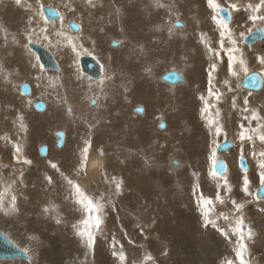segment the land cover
<instances>
[{
	"label": "rangeland",
	"instance_id": "1",
	"mask_svg": "<svg viewBox=\"0 0 264 264\" xmlns=\"http://www.w3.org/2000/svg\"><path fill=\"white\" fill-rule=\"evenodd\" d=\"M16 1H22V5L14 9L11 7L13 5L9 0H0V61L2 58V63L0 62L2 68H0L4 72H0V85L3 83L7 87L6 89L5 85H3L4 91L1 93V97L4 101L0 97V123H8V127L4 126V124H1L2 127L0 126V142L3 140L9 143L8 150L4 152L5 154L8 153V157L11 158L15 155L16 150L21 149L20 153H22L21 156L24 160L20 158L16 161L8 160L7 156L4 157L0 153V171L4 172V174L10 173L9 175H11L14 173L18 176V180L16 179L14 185L12 184L13 186L10 187L11 189H6L2 186L4 177L2 179L0 176V186L3 187V190L0 191V211L6 216L5 220L14 221L17 224L13 225L14 223L8 224L7 222H0V231L5 233L9 239L21 249L28 251L29 248L30 252H26L30 254V257L32 256L31 252H33L32 257L36 258L38 256L35 264H57V262L58 264H74L75 262V264L78 262H80L78 264H92V256L89 255L92 251L97 255L93 264H100L102 260H104L103 263L106 261V264H121L119 260L120 254H123V264H144L146 261L147 264H164L165 262L167 264H196V262H198L197 264H204V261L205 264H221V261L228 256L229 259L233 260V264L238 262L240 264H264V198L263 200H258L255 197L256 189L264 182V132L261 133V136H258L256 144L250 145L246 142L245 151L240 150L242 137L239 136L240 115L243 116V127L252 125L248 129L242 130L248 140H253L255 136L253 132L255 124L264 121V34H260V32L259 34L255 33V35L248 40V43L254 46L245 45L243 39L247 33L256 32L255 29H263L264 31V0H190L188 2H185V0H103V2H101L102 0H98L97 5L99 6L97 8H100V10L96 8L98 11L97 14H95L97 11H90L91 9H87L88 11H86L84 2L87 0H47L48 2L46 0ZM108 2L110 9L109 7L107 9L105 5V3ZM165 3L174 6V10ZM43 6H49L55 9L59 13V20L46 21L41 12V7ZM219 9L228 10L230 13V19L228 21H223L221 19L218 14ZM107 10L108 12L110 10L112 13L111 24L106 17L107 14L105 11ZM74 12L80 13L83 19L74 16ZM156 15L158 19H148ZM113 16L117 17L116 20L118 24H116L117 21L113 22ZM77 18H80V20ZM57 20L59 22H57ZM121 20L124 22L122 27L119 25V23L122 25ZM157 20H159V23L162 22L164 26L161 35L154 33L158 31L155 26ZM176 21L182 24L179 27H175V30H178L180 34L178 32H175L176 34L171 33L170 23ZM70 22L77 24L80 30L78 32L72 31L68 27ZM185 22L190 28L188 27L186 32L183 33L179 31V29L183 27ZM83 24L87 27V31L85 30L87 33L85 34L89 36V41H87V35H85L80 37L82 40L80 39L79 43H75V39H70L69 37L81 36L84 32ZM92 24L97 27H94L96 28L95 35H91ZM159 38L161 40L157 43L156 41L159 40ZM92 40L97 42L96 44L91 43L93 46L88 44ZM111 41L119 42V45L111 47ZM132 41L136 43L135 46L132 44L133 47L130 46ZM200 41L202 43H200ZM68 42L75 43L74 49L72 48L73 50L70 48L72 45ZM148 42L155 44L148 47L146 44ZM29 43L40 45L48 50L58 65V71L43 70L35 53L28 48ZM141 45L142 48L144 46L147 48L142 51L139 48ZM191 45L192 47H189ZM193 45L196 46V49L193 48ZM119 46H121L119 50H114L119 48ZM200 47L202 48L200 49V54L203 56V59H210L207 65L196 58L198 56L197 48ZM16 49L20 50L21 57H17L12 61L14 58L13 53L16 52ZM171 49H174L176 52L172 53ZM111 51H114L113 54H110ZM94 52L96 55H94ZM158 52L163 53V55L160 54V56ZM188 52L191 54H188ZM98 53L102 55L106 63H109V67L111 65L109 70L111 69L113 72L119 67L118 58H120V61H128L129 65L132 67V71L134 69L132 74L130 71H126V76H128L126 79L123 76L120 78L117 71L114 73L111 72L113 73L112 77L116 78L118 81V83L113 86L111 100L109 96H106L107 94H98L99 97L101 96L100 99L94 95H85L86 92L88 93V88L91 89L94 87L93 82L99 80H93L81 73L79 58L82 56H91L95 58L102 64L103 75L101 78H103L106 73V70H104L106 63L104 60L100 59V56L97 55ZM130 54L132 57H128ZM63 55L67 60V66L70 68L69 70L67 67V75L65 77L70 78L69 76H71V78H73L75 72L78 76L77 78L80 80L78 85L80 89L77 87L79 92L77 91L76 94L74 91L71 92L72 95L65 94L64 92L67 91L66 86L62 89L61 85H57L56 83L55 87L52 86L53 82H57L54 75L60 71V63H62V61H60L59 58ZM158 55L163 57L164 61H168L169 63H167L170 64V66L164 68L163 66H160V68L155 67V65L159 66L161 63ZM201 55L200 57H202ZM150 57H157L151 60L153 63H150L152 64L148 63ZM230 57L231 59H229ZM188 62L191 63V67L188 66ZM238 62L245 66L240 78L236 75H230L227 81L231 82V90L220 91L218 93L220 96H222V93L224 96L233 94V100L229 99L217 105L219 96H216V98L215 96H211V91L207 85V82H209L208 80L212 76L213 69H218L220 72L224 70L222 73H225L228 69L232 70L237 68L239 65L237 64ZM18 63H23L25 66L32 64V68H29L30 71H28V74L31 79L34 77L35 81L40 74L38 77L40 79V85H38V83L35 84L34 80L30 79L31 81H24L28 79L16 76V70L11 69L9 66ZM212 63L218 65L212 67ZM138 64L139 67L143 66V69L145 67L144 70L148 69V66H150L152 76L148 75L145 79L140 80V77L143 78L145 75L141 74L142 67L139 69ZM254 66L257 67L254 68ZM165 69L168 71H174L176 69L177 71L183 72V82L176 85V87H178L182 84L178 87V90H166V87L161 85L166 83L159 80V82H161L160 84L153 78L154 76L161 77L165 72H168ZM185 70L188 71V73ZM249 72L258 73L262 77L263 85L261 89L251 91L241 87L242 75L246 76ZM68 73L70 74L68 75ZM130 76L131 78L133 77V79H131ZM216 76L221 77L219 75ZM80 77L83 78V80ZM226 77L227 76H225V78ZM9 78L12 79L9 80ZM104 79L105 82L108 81V77ZM193 82L196 83V86L193 85ZM20 84H28L31 92L33 90L32 96L31 92L28 96H24L20 92ZM64 84L68 85L66 81ZM46 85L49 88H47ZM146 85H151L152 87H150L149 93L157 96V98L152 97V106L148 104V100L145 97H141L142 101L140 103L133 104V101H131L134 97L133 93L142 94L143 87H146ZM191 85L194 88L195 98L186 106L180 102V97L186 92L187 87ZM36 87H38L39 90ZM83 88H87V90ZM35 91H37L36 94L34 93ZM216 92L217 90L215 89V93ZM229 92H231V94H229ZM2 94H4L5 98ZM64 94L67 97L64 96ZM158 96H160L163 102L160 101L161 103H159ZM39 97H43L44 99ZM255 98L258 103L255 102ZM88 99L89 101L94 99L97 100H94L95 104L90 106ZM6 100L7 102L9 100V103H7ZM99 100H101V103L98 107ZM16 101L19 104H17ZM38 101L43 102L45 104V109L47 110L48 108V111H45V109L43 111H37L33 104ZM52 101L55 107H52ZM14 103L18 105L17 108L15 106L13 107L12 104ZM146 103L149 107L151 106V110L146 106ZM256 103L260 106L259 110L257 109ZM74 104L76 106L81 105L80 107L83 114L80 115V110L78 113H75L74 116H70L74 109L69 113L66 107L70 105L74 106ZM216 105L217 108L215 110ZM249 106H253L255 110L250 109ZM116 107L119 110H117ZM142 107L144 108L142 109ZM136 108H141L142 114L137 113ZM200 110L204 113L200 112ZM8 111L10 112L8 113ZM107 111L110 112V115H108L109 112ZM117 111L119 114L116 113ZM170 116L174 119L172 124L170 122ZM203 117L207 120L215 119L216 123L207 122L208 126L205 121L203 123L200 121ZM8 118L11 120H8ZM121 120L124 121L121 122ZM137 121H142V123L139 124ZM161 121H164L165 124V128L162 130L158 129L156 125ZM115 122L117 124H115ZM43 123L44 126L40 128ZM109 124L111 125L109 126ZM115 126L117 128H114ZM121 126L123 129H121ZM112 128H114V130ZM129 128L131 130H129ZM111 129L112 133L110 135ZM36 130H40L43 135L42 133V136L35 135L38 132ZM57 131L64 133V142L59 148L56 147L57 137L55 133ZM32 132H36L34 136H32ZM103 132L105 133L104 135L102 134ZM44 135L45 137H43ZM101 136L106 137L102 138ZM260 137L263 138L262 141ZM53 139L56 140L54 141ZM226 140L232 141L233 146L226 152H222L219 155L216 154L215 150L217 145ZM122 144L125 145V149H128L129 153L131 150L132 154L128 155L121 151L118 147L122 146H114ZM42 145L46 147L49 146L47 148L46 157L44 156L47 161H42L43 163L40 161L43 157L38 153V149ZM254 149L256 152H254ZM91 153L102 159V162L98 170L91 171L89 179H92L89 180V173H86V163ZM142 153L145 154L144 158L140 157ZM25 155L27 158H25ZM66 156L71 157L72 160L74 159V162L80 165V167H76L74 171H72V176L67 173L65 174V177H70H66L69 181L66 184H70L71 187L75 186L76 190L78 189L82 193L85 192L84 194L91 192V190L96 192L86 195L88 196L90 204L88 206H83L79 210L72 205L66 204L68 203L66 195L69 196L64 192V190L68 191L66 186L62 188V191L55 190L58 180L62 178L61 174L58 175V178L55 172H63V170L59 171L62 169L59 162L62 163V160H64ZM250 156L254 159V164L260 168L252 167ZM103 157L105 158L103 159ZM218 158L222 159L227 166L224 175H218L213 170L215 160ZM241 158H245L246 160V170H242L239 166ZM132 159L137 161L135 167H132L133 165L130 164ZM171 159H178L181 162L179 168L177 167L178 171L173 169L175 166L170 162ZM148 161L153 164V167L150 165L149 168L147 164ZM159 161L166 163H158ZM168 161L169 164L167 163ZM25 163L26 167L30 165L32 171H34L30 173L29 179L26 176L23 177L19 175ZM41 166L42 169L44 167L43 171H41L42 180L35 174L36 169L41 170ZM164 166L166 167L165 170H163ZM50 171L54 172V174ZM31 174H33V176ZM131 178L139 179L140 186H138L139 183L135 184L130 181ZM84 179L89 181L86 182L87 187L85 188L81 187L82 185L80 183ZM43 180H46V185L49 188L47 191H40L43 192L42 197H44L41 199L43 203L35 202L33 205L37 206L38 213H46L44 219L36 220H47V213H50V215L52 214L53 220L48 222L47 226L42 225L51 236L52 234L54 235L50 240L45 238L44 234L35 231L38 226L34 224L35 222L29 224L26 222V220H30L28 216L31 214L25 217L21 216L20 211L16 213L12 209L11 203V199L12 201L19 202L20 198L18 199V197L23 198L24 195L29 199L31 198L28 200V205H30L31 202L29 201L34 199L30 193H22L24 189L23 185L26 184V190L31 191L32 187H29V183H45ZM42 183H40L39 189L42 188ZM117 184H119L120 189H122V191H119V194L117 193ZM190 185L191 188H189ZM33 187L36 186L33 185ZM1 189L0 187V190ZM71 189L73 190V187ZM45 191L46 194H44ZM57 195H59V197ZM55 197H57L56 203L53 202V200L55 201ZM61 197L65 198L61 199ZM203 198L208 202L207 209L209 219H214L216 226L212 223L206 226L202 224V217L199 214L202 212V207L205 203ZM212 198H214V202L211 201ZM94 199H96L97 204L93 203ZM58 201L60 204L57 203ZM74 201L78 200L75 199ZM98 204L104 205L103 209L99 212L95 210ZM187 204L189 205L188 207ZM14 205L15 203L13 202V207ZM94 205L95 208L93 207ZM19 206V208L22 207L21 202ZM71 209L72 213L69 215L68 213ZM89 210H91V212ZM175 211L178 212V214H176ZM188 211L190 213H188ZM165 212H167V214ZM183 212H187L186 216L191 220L188 221L186 216L185 220H182ZM86 215L90 216L87 217ZM178 215L181 220L178 218ZM97 216L103 221L98 229L95 225ZM3 219L0 218V220ZM57 219H59V223H57ZM85 219L88 220L87 228L92 233L95 242L92 244L91 251L86 250L88 249L87 239L77 237L73 232V224ZM124 220H127V222L131 221L127 223ZM166 221L168 223L167 226ZM182 221L184 222L182 223ZM170 223L172 225H169ZM60 226H62V228H60ZM199 226L201 230L203 227H205V229L203 228L201 231L199 230ZM105 228L107 229L104 230ZM219 228L220 230H218ZM63 229H66V234L63 233ZM237 229L239 230L237 231ZM249 229L252 233L251 237L248 235ZM171 234L175 235L172 237ZM210 234L211 236L215 235L211 237ZM117 237L118 240L116 241L115 238ZM155 237L158 238L157 243L162 246L160 249H165L164 252L161 250V254L152 256L144 255L143 252L139 254V250L137 249H139L140 246H136V244H140L141 247L149 244L152 246ZM177 238L180 240H188L185 241V243L182 242L183 244L175 249L176 255L174 253V256H169V245L171 246L175 243L176 240H178ZM190 238L193 242H191ZM212 238L214 239L212 240ZM72 241L74 243H72ZM147 242L150 243L147 244ZM190 243L193 245L191 246ZM184 244L189 245L188 247L190 248L185 250L186 254H184L182 250L186 248ZM239 244H243L244 248L242 250V256L238 260L233 248ZM155 245L150 247L151 253L153 252L151 248H157ZM127 247H132L134 254L130 253V255H127V253H125ZM180 247H183L181 249L182 251L178 250ZM199 247L201 249H199ZM34 248L38 249L36 250L38 254H36V251H32ZM191 249L192 251H190ZM193 250L196 254L192 253ZM113 252L117 253V255L114 256ZM99 254H102V259ZM83 255L85 257H83ZM191 256H194L193 260ZM53 258L55 261H53ZM199 258L201 259L199 260ZM27 261L28 260L20 259L0 260V264H29Z\"/></svg>",
	"mask_w": 264,
	"mask_h": 264
},
{
	"label": "bare ground",
	"instance_id": "2",
	"mask_svg": "<svg viewBox=\"0 0 264 264\" xmlns=\"http://www.w3.org/2000/svg\"><path fill=\"white\" fill-rule=\"evenodd\" d=\"M47 1V0H46ZM160 1H162V0H160ZM188 1H190V0H185V2H188ZM9 2L10 3H12V5L13 6H11L12 8H17L18 6H20V5H22V1H16V0H9ZM48 2V1H47ZM52 2V1H51ZM55 2V1H54ZM53 2V3H54ZM101 2H103V0L101 1ZM156 2V1H155ZM5 3V2H4ZM154 3V2H153ZM164 3V2H163ZM84 4H85V9H86V11H88L87 9H91L90 11H97L96 10V8L99 6V5H97L98 4V0H87L86 2H84ZM165 4H167V5H169L168 3H165ZM193 4V3H192ZM105 5H106V7H107V9H108V7L110 6L109 5V2L108 3H105ZM169 6H171V5H169ZM176 6V5H175ZM95 7V8H94ZM191 7V6H190ZM42 8V7H41ZM94 8V9H93ZM170 8V7H169ZM173 8V9H172ZM176 8V7H175ZM14 9H10V10H14ZM97 9H99L100 10V8H97ZM109 9H110V7H109ZM171 9L172 10H174V6H171ZM177 9V8H176ZM190 9V8H189ZM171 10V11H172ZM7 11H9V10H7ZM59 11V10H58ZM177 12H179L178 10H176ZM13 12V11H12ZM185 12V11H184ZM98 13V11L95 13V14H97ZM105 13L107 14V20L110 22V24H111V22H112V18H111V16H112V13L110 12V10H109V12H108V10L107 11H105ZM104 13V14H105ZM124 13V12H123ZM4 14V13H3ZM102 14V13H101ZM178 14V13H177ZM103 15V14H102ZM110 15V16H109ZM124 15V14H123ZM184 15H185V13H184ZM9 16V15H8ZM63 16V15H62ZM74 16H78V17H80L81 19H83V16L81 17V14L80 13H78V12H74ZM125 16V15H124ZM101 17H103V16H101ZM105 17V18H106ZM114 17V19H113V22H116L117 20H116V16H113ZM183 17V16H182ZM80 18H77V19H79L80 20ZM123 18V17H122ZM187 18V17H186ZM63 19V18H62ZM120 19H121V17H120ZM120 19H118V20H120ZM148 19H152V17L150 18H148ZM59 20V19H58ZM57 20V22H59ZM83 21V20H82ZM150 21V20H149ZM62 22V21H61ZM79 22V21H78ZM121 22H122V25H121V23H119V25H120V27H122L123 26V21L121 20ZM177 22V21H176ZM182 22H184V21H182ZM56 24H58V23H56ZM116 24H118V21H117V23ZM152 24V23H151ZM159 24V23H158ZM156 24L155 26H156V28H157V32H154V33H156V34H159V35H161V33H160V31L163 29V27L159 24ZM175 22H171L170 23V28H171V33H173L174 32V34H176L175 32H178V30H175ZM59 25V24H58ZM82 25V24H81ZM84 25V24H83ZM119 25H118V27H119ZM86 25H84V27H85ZM117 26V25H116ZM134 26V25H133ZM94 27H96V26H94V24H92V27H91V29H93V30H96V28H94ZM119 27V28H120ZM134 27H136V26H134ZM188 24L185 22L184 24H183V27L181 28V29H179V31H181V32H186V30L188 29ZM82 28H83V26H82ZM190 28V27H189ZM122 29V28H121ZM192 29V28H191ZM196 29V28H195ZM194 30V29H193ZM256 30V32H252V33H247L244 37L245 38H243L244 39V44L245 45H253V44H249L248 43V40L250 39V38H252L254 35H255V33H258L259 34V32H260V34H264V31H263V29H255ZM254 30V31H255ZM253 31V30H252ZM179 33V32H178ZM84 34V32L81 34V35H83ZM180 34V33H179ZM187 34H189V33H187ZM75 37H77V38H72V37H69L70 39H75V43H79L80 41V37H82V36H75ZM206 37V36H205ZM158 38V37H157ZM161 38V37H160ZM159 38V39H160ZM189 38V37H188ZM164 39V38H163ZM185 39H187V38H185ZM206 39V38H205ZM82 40V39H81ZM116 40V39H115ZM136 40V39H135ZM188 40H190V39H188ZM187 40V41H188ZM192 40V39H191ZM203 40H204V38H203ZM187 41H184V42H187ZM210 42V41H209ZM208 42V43H209ZM70 45H72V46H70V48H71V50H73L74 49V47H75V43H74V45H73V43L72 42H68ZM144 43V42H143ZM188 43V42H187ZM200 43H202L201 41H200ZM205 43V42H204ZM211 43V42H210ZM255 43H257V42H255ZM254 43V44H255ZM13 44V43H12ZM89 45H91V46H93L90 42L88 43ZM132 44H133V46H135L136 45V43L135 42H131V45L130 46H132ZM145 44V43H144ZM147 44V46L149 47V46H152V45H154L155 43H152V42H148V43H146ZM186 44V43H185ZM190 44V43H189ZM192 44V43H191ZM195 44V43H194ZM199 44V43H198ZM212 44V43H211ZM13 45H16V44H13ZM67 45V44H66ZM118 45H119V42H118ZM140 45V44H139ZM196 45V44H195ZM69 46V45H68ZM132 46V47H133ZM188 46V45H187ZM194 46V45H193ZM203 46V45H202ZM254 46V45H253ZM120 47L121 46H119V48H116V49H114V50H119L120 49ZM189 47H192V45L191 46H189ZM196 46H194L193 48L194 49H196L195 48ZM212 47V46H211ZM73 48V49H72ZM139 48H140V50H142L143 51V49H146L147 47L146 46H144L143 48H142V45L141 46H139ZM205 48V47H204ZM65 49V48H64ZM67 49V48H66ZM86 49V48H85ZM200 49H202L201 47L200 48H197V50H198V56L196 57L197 58V60H200L203 64H205V65H207V63H208V60H210V59H207V60H204L203 59V56L200 54ZM88 50V49H87ZM139 50V51H140ZM205 50V49H204ZM86 51V50H85ZM227 51V50H226ZM72 52V51H71ZM88 52V51H87ZM107 52V51H106ZM113 52L114 51H111V53L110 54H113ZM141 52V51H140ZM230 53V52H229ZM2 54V53H1ZM14 54V58H13V60L12 61H14V59H16L17 57H21L20 56V50H17L16 49V52H14L13 53ZM188 54H191V53H189L188 52ZM226 54V53H225ZM88 55V54H87ZM91 55V54H90ZM94 55H96V53L94 52ZM94 55H92V56H94ZM98 56H101L99 53L97 54ZM200 55L202 56V57H200ZM206 55V54H205ZM228 55H230V54H228ZM207 56V55H206ZM205 56V57H206ZM211 56V55H210ZM2 57H3V54H2ZM128 57H132V55L130 54V56H128ZM204 57V58H205ZM218 57V56H217ZM12 58V57H11ZM98 58V57H97ZM200 58V59H199ZM207 58V57H206ZM119 59V61H118V64H119V67H117L115 70L117 71V74L119 73V76H120V78L123 76L125 79H126V71H130L131 72V74H132V72L134 71V69H133V71H132V67L129 65V63H128V61L127 62H125V61H120V58H118ZM213 59V58H212ZM229 59H231V57L229 58ZM9 60V59H8ZM59 60L60 61H62V63H60L61 64V68H60V71L57 73V74H55L54 75V78L55 79H57V82H53V84H52V86L53 87H55V83L57 84V85H61V89L64 87V86H66L67 87V91L66 92H64L65 94L67 93V94H69V95H72V91H74V93L76 94L77 93V91L79 90L78 88H77V86L76 85H79V83H80V80L77 78L78 76L76 75V73L74 72V74H73V78H71V76H69L70 78H66L65 76L67 75V60H66V58L64 57V55L62 56V57H60L59 58ZM127 60H128V58H127ZM160 60H161V65L159 64V66L158 65H155V67H157V68H160V66H163V68L164 67H167V66H170L168 63V61H164L162 58H160ZM221 60V59H220ZM1 61H2V58H1ZM0 61V62H1ZM11 61V60H10ZM73 62V61H72ZM150 62H152L151 60L148 62V63H150ZM168 62V63H167ZM230 62V61H229ZM2 63V62H1ZM5 63V62H4ZM140 63V62H139ZM153 63V62H152ZM152 63H150V64H152ZM156 63V62H155ZM154 63V64H155ZM235 63V62H234ZM166 64H168V65H166ZM237 64H239L238 66H237V68H235V69H232V70H227V71H225V73H222V72H220L218 69H213V72H212V76H211V78L208 80L209 82H207V85H208V87H209V89H210V91H211V96H215V98H216V96H219V99H217V105H220V103L221 102H226L227 100H229V99H231V100H233V94H231V92H229V94H231V95H229V96H227V95H225L224 96V94L222 93V96H220L218 93L220 92V91H230L231 90V88H232V86H230V81L228 82L227 80V78H230V75H236L237 77H239L240 78V75L242 74V72H243V70H244V68H245V66H244V64H240L239 62L237 63ZM5 65H6V63H5ZM74 65V64H73ZM102 65V64H101ZM215 65H218V64H213L212 63V67L213 66H215ZM34 66V65H33ZM72 66V65H71ZM188 66L189 67H191V63L190 62H188ZM1 68H2V66H0ZM5 67V66H4ZM11 69H13V70H16L15 71V74H16V76H19V77H21V78H25V79H28V80H24V81H29L30 79H31V77H30V75L28 74V71H30L29 70V68L31 69L32 68V64H30L29 66H25L23 63H18V64H15V65H13V66H9ZM110 67H111V65H110ZM109 63H106V67H105V69L104 70H106V73H105V75H104V77L103 78H101V80L99 79V81H94L93 82V86H94V89H99V88H101V90H102V92L104 93V94H107L106 96H109V98H110V100L112 99V93H113V89H111V90H109V88L115 83H118V81L116 80V78H114V77H112V74L114 73V72H116V71H114L113 72V70H109ZM134 67H135V64H134ZM138 67H139V64H138ZM142 67V70H141V74L142 75H145V76H143V78L142 79H145L146 77H148V75L150 76L151 75V71H150V66H148V69H146V70H144L145 69V67H144V69H143V66H141ZM141 67H139V69L141 68ZM147 67V66H146ZM209 67V66H208ZM217 67V66H216ZM257 66H254V68H256ZM0 68V72H2V73H4L3 71H2V69ZM15 68V69H14ZM19 68V69H18ZM69 68V67H68ZM137 68V67H136ZM69 70H70V68H69ZM160 70V69H159ZM161 70H163V69H161ZM165 70H167V69H165ZM164 70V71H165ZM171 70H173V69H171ZM168 71V70H167ZM170 71V70H169ZM168 71V72H169ZM175 71H177L176 69H175ZM186 71V70H185ZM7 72H8V70H7ZM111 72H113V73H111ZM177 72H179V74H181V76H182V81L181 82H183V80H184V78H183V72L182 71H177ZM187 73H188V71H186ZM190 72H191V70H190ZM193 72V71H192ZM11 73H13V72H11ZM46 73V72H45ZM104 73V72H103ZM137 73V72H136ZM136 73H134V74H136ZM139 73V72H138ZM166 73V72H165ZM252 73V72H251ZM8 74V73H7ZM70 73H68V75H69ZM130 74V75H131ZM249 74H250V72H249ZM258 74V73H257ZM12 75V74H11ZM40 75V74H39ZM38 75V76H39ZM103 75V74H102ZM216 75H219V76H221V77H218V76H216ZM8 76V75H7ZM37 76V77H38ZM133 76V75H132ZM152 76V75H151ZM162 76V75H161ZM225 76H227L226 78H225ZM18 77V78H19ZM68 77V76H67ZM107 77H108V81L107 82H105V79L104 78H106L107 79ZM118 77V76H117ZM134 77V76H133ZM133 77L131 78V76H130V78L131 79H133ZM242 77H244L243 75H242ZM81 78V77H80ZM156 81H158L159 82V80L160 81H162L161 80V78L159 77V76H154L153 77ZM1 79V78H0ZM12 78H9V80H11ZM17 79V78H16ZM82 80H83V78H81ZM127 79H129V78H127ZM242 79V78H241ZM31 80H34V82H35V84L36 83H38V85H40L39 84V80L38 81H35V79H34V77H32V79ZM30 80V81H31ZM119 80V79H118ZM140 80H141V78H140ZM238 80V79H237ZM1 81V80H0ZM67 82L68 83V85H66V84H64V82ZM223 81H225V82H223ZM3 82V81H2ZM33 82V81H32ZM86 82V81H85ZM163 82V81H162ZM181 82H179V83H181ZM240 82V81H239ZM241 82H242V80H241ZM160 84H161V82H159ZM164 83H166V82H164ZM3 84V83H2ZM76 84V85H75ZM178 84V82L177 83H174V84H169V83H166V84H161L163 87H166V90L167 89H170V91L172 90V91H176V90H178V87H180V85H182V84H180L178 87H176L175 85H177ZM239 84V83H238ZM3 85H5V84H3ZM20 85H22V84H20ZM48 85V84H47ZM171 85V86H170ZM193 85L194 86H196V83L195 82H193ZM262 85H263V82H262ZM8 86V85H7ZM35 86V85H34ZM69 86V87H68ZM118 86V85H117ZM65 87V88H66ZM150 87H152L151 85H150ZM242 87V86H241ZM5 88L7 89V87H6V85H5ZM4 88V89H5ZM37 89H38V87H36ZM127 88V87H126ZM243 88V87H242ZM128 89V88H127ZM126 89V90H127ZM215 89L217 90V92L215 93ZM245 89V88H244ZM39 90V89H38ZM54 90V89H53ZM4 91V90H3ZM107 91H109V95H108V93H107ZM252 91V90H251ZM32 92H33V90H32ZM31 92V96H32V93ZM39 92V91H38ZM42 92V91H41ZM79 92V91H78ZM121 92V91H120ZM131 92H134V91H131ZM35 94L37 93V91H35L34 92ZM91 93V92H90ZM92 93H95L94 91H92ZM91 93V94H92ZM174 93V92H173ZM34 94V95H35ZM64 94V96H66ZM90 94V95H91ZM96 94L97 95H94V96H96L98 99H100L101 98V96L99 97L98 96V94H100L99 92H96ZM132 94V93H131ZM34 95H33V97H34ZM101 95V94H100ZM122 95V94H121ZM133 95H134V93H133ZM2 96L5 98V96H4V94H2ZM125 96H127V95H125ZM139 96V95H138ZM141 96V95H140ZM18 97V96H17ZM67 97V96H66ZM92 97V96H91ZM120 97V96H119ZM128 97H129V94H128ZM132 97V96H131ZM173 97H174V95H173ZM2 98V97H1ZM25 98V97H24ZM39 98H43V97H39ZM103 98V97H102ZM117 98H118V96H117ZM121 98H122V96H121ZM127 98V97H126ZM137 97L135 96V98L134 99H136ZM139 98V97H138ZM195 97H194V88H193V86L191 85L190 87H187V89H186V92L185 93H183L182 94V96L180 97V102L182 103V104H184V105H186V106H188L192 101H193V99H194ZM3 99V98H2ZM16 99V98H15ZM44 99V98H43ZM42 99V100H43ZM116 99V98H115ZM10 100V99H9ZM8 100V101H9ZM17 100V99H16ZM65 100V99H64ZM67 100V99H66ZM94 100H97V99H94ZM256 100V99H255ZM3 101H4V99H3ZM7 101V100H6ZM11 101V100H10ZM88 101H89V99H88ZM117 101V100H116ZM115 101V102H116ZM132 101V100H131ZM130 101V102H131ZM2 102V101H1ZM15 102V101H14ZM69 102V101H68ZM91 102V100L89 101V103ZM118 102V101H117ZM161 102H163V100L161 101ZM161 102H159V103H161ZM174 102H175V100H174ZM179 102V103H180ZM256 102V101H255ZM16 103H17V101H16ZM15 103V104H16ZM52 107H55V105H54V102L52 101ZM132 103V102H131ZM258 103V102H257ZM256 103V104H257ZM17 104H19V103H17ZM16 104V105H17ZM91 104V103H90ZM94 104H95V101H94ZM148 104L149 105H151V101L149 102L148 101ZM147 103H146V106L149 108V105H148ZM155 104V103H154ZM32 105V104H31ZM67 105H69V104H67ZM73 105V104H72ZM99 105H100V100H99V104H98V107H99ZM116 105V104H115ZM115 105H114V107H115ZM119 105V104H118ZM217 105H216V107H215V110H216V108H217ZM238 105V104H237ZM18 106V105H17ZM71 106V105H70ZM68 106V107H66L67 108V110H69V112H71V110L73 111V109H74V111H73V113L70 115V116H74V114L75 113H78L80 110H81V105L80 106H76L75 104H74V106ZM129 106V105H128ZM152 106V105H151ZM168 106V105H167ZM32 107V106H31ZM118 107V106H117ZM116 107V108H117ZM127 107V106H126ZM136 107V106H135ZM263 107V106H262ZM97 108V107H96ZM144 107H142V109H143ZM249 108L250 109H252V110H255V108L253 107V106H249ZM259 108H260V106L257 104V109L259 110ZM264 108V107H263ZM263 108H262V110H263ZM114 109V108H113ZM128 109V108H127ZM19 110V109H18ZM108 110H109V108H108ZM112 110V109H111ZM117 110H119L118 108H117ZM121 110V109H120ZM126 110V109H125ZM45 111H48V108H47V110L45 109ZM123 111V110H122ZM134 111V110H133ZM145 111V110H144ZM107 112H109V111H107ZM115 112V111H114ZM200 112H202V113H204L203 111H201L200 110ZM25 113V112H24ZM113 113V112H112ZM116 113H118L119 114V112L117 111ZM120 113H122V112H120ZM81 114H83L82 113V110H81V112H80V115ZM31 115V114H30ZM108 115H110V112H109V114ZM114 115V114H113ZM137 115V114H136ZM204 116V115H203ZM30 117H32V116H30ZM107 117H109V116H107ZM27 118V117H26ZM118 118V117H117ZM196 118H197V116H196ZM99 119V118H98ZM105 119V118H104ZM109 119V118H108ZM112 119V118H111ZM28 120V119H27ZM100 120V119H99ZM110 120V119H109ZM115 120H116V115H115ZM87 121V120H86ZM113 121V120H112ZM122 121H124V120H121V122ZM200 121L203 123L204 121L206 122V125H208L207 124V122H212V123H216L215 122V119H210V120H207L205 117H203V118H201L200 119ZM27 122V121H26ZM90 122V121H89ZM121 122H120V125H121ZM164 122V121H163ZM170 122H171V124H172V122H174V119H172L171 118V116H170ZM11 123V122H10ZM92 123V122H91ZM112 124H114L113 122H111ZM131 123V122H130ZM218 123V122H217ZM115 124H117L116 122H115ZM119 124V123H118ZM14 125V124H13ZM12 125V126H13ZM37 125H39V124H37ZM111 124H109V126H110ZM131 125V124H130ZM156 125H158V123L156 124ZM4 126H7L8 127V123H6ZM27 126V125H26ZM44 126V123L43 124H41V126H40V128H42ZM117 126V125H116ZM114 127V128H117V127ZM122 126H124V125H122ZM121 126V129H123V127ZM129 126V125H128ZM209 126V125H208ZM1 127H2V125H1ZM32 127V126H31ZM34 127V126H33ZM119 127V126H118ZM167 127V126H166ZM35 128V127H34ZM38 128V127H37ZM36 128V129H37ZM39 128V129H40ZM114 128H112L113 130H114ZM132 128V127H131ZM29 129H30V127H29ZM106 129V128H105ZM105 129H103V130H105ZM112 129H111V132H110V135H111V133H112ZM133 129V128H132ZM135 129V128H134ZM211 129V128H210ZM32 130V129H31ZM43 130V129H42ZM109 130V129H108ZM129 130H131L130 128H129ZM166 130V129H165ZM36 131H38V130H36ZM56 131V130H55ZM121 131H123V130H121ZM120 131V132H121ZM40 132V133H39ZM102 132V131H101ZM100 132V133H101ZM124 132H126V131H124ZM146 132V131H145ZM34 133H36V132H34ZM34 133L32 132L31 134H32V136H34ZM99 134V133H98ZM103 135L105 134L104 132L102 133ZM101 134V135H102ZM107 134V133H106ZM35 135H37V136H42L41 135V131L39 130L38 132H37V134H35ZM107 136V135H106ZM106 136H101L102 138H104V137H106ZM113 136H114V134H113ZM43 137H45V135L43 136ZM98 137H100V136H98ZM108 137V136H107ZM6 138V137H5ZM99 139V138H98ZM109 139V138H108ZM49 140V139H48ZM54 140V139H53ZM56 140V139H55ZM54 140V141H55ZM8 141V140H7ZM11 141V140H10ZM42 141V140H41ZM44 141V140H43ZM96 142H98V141H96ZM1 144H0V153L5 157V156H7L8 157V153L7 154H5L4 152L5 151H7L8 150V148H9V143H7L6 141H1L0 142ZM11 143V142H10ZM43 143V142H42ZM11 145V144H10ZM49 147V146H48ZM47 147V148H48ZM109 147V146H108ZM21 150V149H20ZM20 150L18 149V150H16L15 151V155L14 156H12L11 158L10 157H6L8 160H13V161H16L17 159H23L24 160V158H22V156H21V154L22 153H20ZM48 150V149H47ZM74 150H76V149H74ZM124 150V149H123ZM80 151V150H79ZM53 152V151H52ZM60 152H61V150H60ZM77 152H78V149H77ZM129 152V151H128ZM18 153V154H17ZM130 153H131V150H130ZM250 153V152H249ZM10 154H11V152H10ZM9 154V155H10ZM24 154V153H23ZM52 154V153H51ZM61 154V153H60ZM78 154V153H77ZM107 154V153H106ZM127 154V153H126ZM129 154V153H128ZM1 155V156H2ZM13 155V154H12ZM65 155V154H64ZM130 155V154H129ZM51 156V155H50ZM49 156V157H50ZM90 156V155H89ZM46 157V156H45ZM52 157V156H51ZM65 157V156H64ZM87 157V156H86ZM138 157V156H137ZM142 157V156H141ZM1 158H3V157H1ZM25 158H27L26 157V155H25ZM57 158V157H56ZM55 158V159H56ZM73 158V157H72ZM105 157H103V159H104ZM41 159H43V160H41ZM40 159V161H41V163H43L42 161H47V159L45 160V158L43 157V158H41ZM49 159V158H48ZM59 159V158H58ZM76 159V158H75ZM85 160V159H84ZM222 160V159H221ZM26 161V160H25ZM60 161V160H59ZM107 161V160H106ZM9 162V161H8ZM50 162V161H49ZM49 162H48V164H49ZM54 162V161H53ZM108 162V161H107ZM139 162V161H138ZM149 162V161H148ZM171 163H172V165L173 166H175V167H173V169L175 170V171H178V169H177V167L179 168V165H181V162L178 160V159H171V161H170ZM58 163V162H57ZM60 163V165H61V168L62 169H60L59 171H61V170H63V172L61 171V173H57V172H55L56 173V175L58 176L59 174H61L62 175V178L61 179H57L58 180V184H57V186H55L56 187V189L55 190H61L62 191V188H65L64 186H66L67 188H68V191L69 190H71V188L73 187V190H74V193H76V194H78L79 196H80V198H78V197H76L75 196V194L73 195H71V193H67L68 191H65L64 190V192L66 193V194H68L69 196H67L66 195V199H67V202L68 203H66V204H69V205H72L73 207H75L76 209H81L83 206H88L89 204H90V201H89V199H88V196H86V195H88V193L87 194H84V193H82L81 191H79L78 189L76 190L75 189V186H72L71 187V185L70 184H66V183H68L69 181H68V179L67 178H70V177H65V174L67 173L68 175H70V176H72V171H74V169L76 168V167H80V165H79V163H76V162H74V159L72 160L71 159V157H67L66 156V158L64 159V160H62V163L61 162H59ZM59 163H58V165H59ZM257 163V162H256ZM45 164V163H44ZM52 164V163H51ZM54 164V163H53ZM149 164V163H148ZM43 165V164H42ZM46 165V164H45ZM50 165V164H49ZM48 165V166H49ZM105 165H106V163H105ZM150 165L153 167V164H151L150 163ZM5 166V165H4ZM37 166V165H36ZM54 166V165H53ZM101 166V162H100V159L97 157V156H95V154H92L91 153V156L89 157V159L87 160V163H86V173H89V175H88V179H89V177L91 176V171H96V170H98L99 169V167ZM110 166V165H109ZM108 166V167H109ZM214 166V165H213ZM20 167V166H19ZM33 167V166H32ZM57 167V166H56ZM67 167H69V168H67ZM132 167H135V166H132ZM36 168V167H35ZM38 168H39V166H38ZM60 168V167H59ZM67 168V169H66ZM82 168H83V166H82ZM43 169H44V167H43ZM43 169H42V166H41V170L40 169H36V176H38V178L40 179V180H42V178H41V173H39L40 171H43ZM35 170V169H34ZM47 170H48V168H47ZM51 170V169H50ZM53 170V169H52ZM84 170V169H83ZM227 170V169H226ZM56 171V170H55ZM7 172H10V171H7ZM33 173L34 171H32V168L30 167V165H28V167H26V163L24 164V167H22V170L20 171V173H19V175H21V176H26L28 179H29V175H30V173ZM51 172V171H50ZM45 173V172H44ZM49 173V172H48ZM51 173H53L54 174V172H51ZM94 173V172H93ZM97 173V172H96ZM226 173V172H225ZM10 174V173H9ZM9 174H4V172H2V171H0V176L2 177V179H3V177H4V180L2 181V186H4L6 189H8V188H10V187H12L13 185H14V183L16 182V179L18 180V176H17V174H14V173H12L11 175H9ZM32 176H33V174H31ZM79 175V174H78ZM250 176H252L251 174H249ZM248 175V176H249ZM35 176V175H34ZM42 176H43V174H42ZM56 176V177H57ZM92 176H93V174H92ZM100 176V175H99ZM107 176V175H106ZM0 177V178H1ZM30 178H31V176H30ZM47 178V177H46ZM58 178H59V176H58ZM83 178V177H82ZM87 179V178H86ZM86 179H84L82 182H80L79 180H77V181H79L80 183H81V185L82 186H84V185H87L86 184V182H89L88 180H86ZM90 179H92V178H90ZM89 179V180H90ZM32 180H34V179H32ZM139 180V179H138ZM196 180H197V178H196ZM45 183H42V182H40V183H42L43 185L41 186L42 188H40L39 189V186H40V183H32V184H30L29 183V187L31 188V191H28V190H26V184H24L23 185V187H24V189L22 190V193L24 192V193H30L31 195H32V197H33V199L34 200H32V201H29V202H31L30 203V205H28V200H30L29 198H27V197H25L24 195H23V198H21V197H18V199L20 198V200H19V202L18 201H12V199H11V203H12V209L17 213V211H20V215L21 216H23V217H25V216H28L29 214H31L30 216H28V219H30V220H26V222H28V224L29 223H31V222H35L34 224H37L38 226H37V229L35 230L36 232H39L40 234H44V236H45V238H48L49 240L50 239H52V236H54L53 234H52V236H51V234H49V232H47L45 229H44V227L42 226V225H44V226H47V224H48V222H50L51 220H53L52 219V214L50 215V213H47V220H36V219H44L45 217H46V213H38V208H37V206L36 205H33V203H35V202H37V203H43V201H41V199L44 197H42V193L43 192H40L41 190H46L47 191V189L49 188L47 185H46V180H43ZM18 182V181H17ZM33 182V181H32ZM35 182H36V180H35ZM39 182V181H38ZM127 182H129V181H127ZM0 183H1V181H0ZM56 183V182H55ZM130 183V182H129ZM13 184V185H12ZM135 184H138V183H135ZM142 184V183H141ZM161 184V183H160ZM185 184H187V183H185ZM189 184V183H188ZM16 185H18V184H16ZM21 185V184H20ZM28 185V184H27ZM33 185L34 186H36V187H33ZM79 185V184H78ZM2 186H0L2 189L0 190V191H2L3 190V187ZM81 186V187H82ZM94 186V185H93ZM138 186H140V183H139V185ZM188 186V185H187ZM186 186V187H187ZM77 188V187H76ZM188 188V187H187ZM189 188H191V185H190V187ZM224 188V187H223ZM11 189V188H10ZM184 189V188H183ZM35 190V191H34ZM188 190V189H187ZM225 190V189H224ZM34 191V192H33ZM46 191H45V193L44 194H46ZM52 191H54V190H52ZM58 192V191H57ZM92 192H94L93 190H92ZM2 193V192H1ZM39 193H41V194H39ZM65 193H63V194H65ZM218 193V192H217ZM216 193V194H217ZM4 194V193H3ZM8 194V193H7ZM35 194V195H34ZM93 194V193H92ZM21 195V194H20ZM19 195V196H20ZM191 195V194H190ZM4 196V195H3ZM2 196V197H3ZM52 196V195H51ZM58 197H59V195H57ZM64 196V195H63ZM4 197H6V196H4ZM188 197V196H187ZM190 197V196H189ZM8 198V197H7ZM49 198V197H48ZM56 198L57 197H55L54 199H55V201L53 200V202L54 203H56ZM63 198H65V197H63ZM62 197H61V199H63ZM89 198H91V197H89ZM4 199V198H3ZM16 199V198H15ZM58 199H60V198H58ZM78 200L79 201V203H77L76 201H74V200ZM204 199V198H203ZM81 200V201H80ZM91 200V199H90ZM191 200V199H190ZM205 200V199H204ZM209 200V199H208ZM263 200V199H262ZM66 201V200H65ZM74 201V202H73ZM195 201V200H194ZM211 201H213L214 202V198H212V200ZM13 202L15 203V205H14V207H13ZM21 202V204H22V207L21 208H19L20 206H19V203ZM50 202V201H49ZM53 202H51V203H53ZM192 202V201H191ZM50 203V204H51ZM57 203H59L60 204V202L58 201ZM92 203V202H91ZM93 203H96L97 204V201H96V199H94L93 200ZM207 200H205V203L203 204V207H202V210L203 211H205V212H208V209H207ZM227 203V202H226ZM192 205V204H191ZM50 206V205H49ZM189 205L187 204V207H188ZM215 206V205H214ZM230 206V205H229ZM228 206V207H229ZM94 208H95V205L93 206ZM194 207V206H193ZM193 207H192V209H193ZM49 208V207H48ZM69 208V207H68ZM60 209V208H59ZM186 210V209H185ZM199 210V209H198ZM229 210V209H228ZM67 211H68V209H67ZM90 212H91V210H89ZM89 211H87V212H89ZM181 211H183V210H181ZM191 211V210H190ZM49 212V211H48ZM60 212V211H59ZM176 212V211H175ZM193 212V211H192ZM195 212V211H194ZM52 213V212H51ZM72 213V209L69 211V215ZM166 214H167V212H165ZM188 213H190L189 211H188ZM176 214H178V212H176ZM186 214H187V212H183L182 213V220H185V218L187 217L186 216ZM55 215V214H54ZM132 215V214H131ZM181 215V214H180ZM199 215H201V213L199 214ZM57 216H58V214H57ZM66 216V215H65ZM87 216V215H86ZM88 216H90V215H88ZM87 216V217H88ZM93 216V215H92ZM137 216V215H136ZM171 216V215H170ZM186 216V217H185ZM5 217V218H4ZM22 217V218H23ZM165 217H166V215H165ZM200 217V216H199ZM201 217H202V215H201ZM0 218L1 219H3V220H0V222H2V223H5V222H7L8 224H13V225H17L14 221H10V220H5L6 219V216L3 214V212L2 211H0ZM64 218H67V217H64ZM136 218V217H135ZM178 218H179V215H178ZM188 218V221L189 220H191L189 217H187ZM191 218H192V216H191ZM77 219V218H76ZM130 219V218H129ZM180 219V218H179ZM181 220V219H180ZM96 221V220H95ZM121 221V220H120ZM124 221H126L127 222V220H124ZM129 221V220H128ZM131 221V220H130ZM129 221V222H130ZM133 221V220H132ZM174 221V220H173ZM90 222H91V219H90ZM129 222H127V223H129ZM138 222H140V221H138ZM171 222H172V220H171ZM175 222V221H174ZM184 221H182V223H183ZM126 223V224H127ZM133 223V222H132ZM188 223V222H187ZM190 223H191V221H190ZM190 223H188V224H190ZM227 223H228V220H227ZM51 224V223H50ZM54 224V223H53ZM167 221H166V226H167ZM173 224H175V223H173ZM185 224V223H184ZM193 224V223H192ZM229 224V223H228ZM232 224V223H231ZM246 224V223H245ZM121 225H122V223H121ZM169 225H172L171 223L169 224ZM176 225V224H175ZM180 225H181V222H180ZM196 225V224H195ZM202 225V224H201ZM55 226V225H54ZM127 226V225H126ZM130 226V225H129ZM191 226V225H190ZM215 226H216V224H215ZM218 226V225H217ZM229 226V225H228ZM91 227V226H90ZM124 227H125V224H124ZM200 227V226H199ZM218 227H221V226H218ZM49 228V227H48ZM60 228H62V226H60ZM128 228V227H127ZM126 228V229H127ZM169 228H172V227H169ZM192 228V227H191ZM198 228V227H197ZM204 229H205V227H203ZM203 228H202V230H203ZM50 229V228H49ZM107 228H105L104 230H106ZM125 229V230H126ZM161 229H162V227H161ZM213 229V228H212ZM65 230L66 229H63L62 231H63V233H65L66 234V232H65ZM124 230V231H125ZM130 230V229H129ZM194 230V229H193ZM199 230H201V227H200V229ZM201 230V231H202ZM218 230H220V228L218 229ZM226 230V229H225ZM115 231V230H114ZM123 231V232H124ZM171 231V230H170ZM210 231V230H209ZM209 231H207V232H209ZM74 232V231H73ZM172 232V231H171ZM175 232V231H174ZM204 232V231H203ZM211 232V231H210ZM213 232V231H212ZM226 232V231H225ZM224 232V233H225ZM230 232V231H229ZM120 233V232H119ZM176 233V232H175ZM186 233V232H185ZM204 233H206V232H204ZM214 233V232H213ZM227 233V232H226ZM94 234V233H93ZM125 234V233H124ZM164 234V233H163ZM170 234V233H169ZM173 234V233H172ZM171 234V235H172ZM177 234V233H176ZM212 234V233H211ZM211 234H210V236H211ZM229 234V233H228ZM95 235H97V234H95ZM175 235V234H174ZM174 235H172V237L174 236ZM178 235V234H177ZM203 235V234H202ZM209 235V234H208ZM215 235V234H214ZM214 235H212V236H214ZM220 235V234H219ZM59 236H60V234H59ZM66 236V235H65ZM211 236V237H212ZM64 237V236H63ZM185 237V236H184ZM190 237V236H189ZM200 237V236H199ZM217 237V236H216ZM221 237H222V235H221ZM229 237V236H228ZM121 238V237H120ZM203 238H205V237H203ZM94 239V238H93ZM178 240H176V242L175 243H173L171 246L169 245V253H168V255L169 256H172L175 252H176V248L178 247V246H181V244H183L182 242H184L185 243V241H187L188 239H186V240H180L179 238H177ZM191 239V238H190ZM200 239V238H199ZM202 239V238H201ZM214 238H212V240H213ZM115 240L117 241L118 240V237L117 238H115ZM153 240V239H152ZM157 240H158V238H156L155 237V242H156V245H155V242L153 241V245H155V246H157V248L155 249V247H153V248H151L152 249V253L150 252V247H152L151 246V244H149L150 242H147V244H149V245H144V244H142V245H144L143 247H141V245L140 244H136V246H140L139 247V249H137L136 247V249L137 250H139V254L141 253V252H143V254L144 255H148V256H152V255H159V254H161V250H163V249H160V248H162V246L160 245V244H158L157 243ZM194 240V239H193ZM211 240V241H212ZM121 241V240H120ZM174 241V240H173ZM200 241V240H199ZM203 241V240H202ZM152 242V241H151ZM189 242V241H188ZM187 242V243H188ZM191 242H193L192 241V239H191ZM210 242V241H209ZM214 242V241H213ZM54 243V242H53ZM53 243H52V245H53ZM72 243H74L73 241H72ZM88 243V242H87ZM95 243V242H94ZM140 243V242H139ZM171 243V242H170ZM61 244H63V243H61ZM77 244V243H76ZM177 244V245H176ZM191 244V243H190ZM35 245V244H34ZM55 245V244H54ZM98 245V244H97ZM176 245V246H175ZM185 246H186V248L185 249H182L181 247H180V249H178V250H183V252H184V254H186L185 253V250L187 249V248H189L188 246L189 245H186V244H184ZM183 245V246H184ZM193 244H191V246H192ZM31 246H32V244H31ZM100 246V245H99ZM125 246V245H124ZM184 246V247H185ZM218 246V245H217ZM55 247V246H54ZM83 247H84V245H83ZM86 247V246H85ZM98 247V246H97ZM165 247H166V245H165ZM201 247V246H200ZM199 247V249H201ZM227 247V246H226ZM31 248V247H30ZM57 248V247H56ZM69 248V247H68ZM79 248V247H78ZM80 248H82V247H80ZM179 248V247H178ZM203 248V247H202ZM77 249V248H76ZM83 249V248H82ZM190 249V248H189ZM36 250H38V249H36V248H34L32 251H36ZM86 250H88V249H86ZM165 250V249H164ZM164 250H163V252H164ZM181 250V251H182ZM227 250V249H226ZM256 250V249H255ZM27 251V250H26ZM28 251L30 252V249L28 248ZM27 251V252H28ZM82 251V250H81ZM81 251H80V253H81ZM84 251H85V249H84ZM190 251H192V249L190 250ZM197 251V250H196ZM201 251V250H200ZM202 251H204V250H202ZM231 251V250H230ZM230 251H228V252H230ZM44 252V251H43ZM42 252V253H43ZM187 252V251H186ZM227 252V253H228ZM232 252V251H231ZM85 253H86V251H85ZM91 254H89V255H91L92 256V264H93V262H95V259L97 258V255L95 254V252L94 251H92V252H90ZM125 253H127V255H130V253H132V254H134V251H133V249H132V247L131 248H129V247H127V250H126V252ZM178 253H179V251H178ZM191 253V252H190ZM192 253H195L194 252V250H193V252ZM31 254H32V256H33V252H31ZM36 254H38V251H36ZM88 254V253H87ZM87 254H86V256H87ZM188 254V253H187ZM196 254V253H195ZM29 255V257H28V261L27 262H29V264H35V261L38 259L37 257V259L36 258H34V257H30V254H28ZM45 255V254H44ZM54 255V254H53ZM81 255H82V253H81ZM102 255V254H101ZM100 254H99V256L101 257V259H102V256H101ZM175 255H176V253H175ZM179 255V254H178ZM192 255H194V254H192ZM36 256V255H35ZM80 256V255H79ZM94 256H95V258H94ZM174 256V255H173ZM81 257V256H80ZM83 257H85L84 255H83ZM192 257V256H191ZM197 257V256H196ZM201 257V256H200ZM205 257V256H204ZM229 257V256H228ZM228 257H226V258H224L223 260H225V259H229ZM73 258V257H72ZM82 258V257H81ZM91 258V257H90ZM94 258V259H93ZM193 258H194V256L192 257V260H193ZM54 259V258H53ZM57 259V258H56ZM178 259V258H177ZM201 258H199V260H200ZM13 260V259H12ZM20 260H23V259H20ZM62 260H63V258H62ZM79 260V259H78ZM42 261V260H41ZM53 261H55V259L53 260ZM56 261H58V260H56ZM60 261V260H59ZM82 261V260H81ZM85 261H87V260H85ZM103 261L104 260H102L101 261V263L100 264H106V261H105V263H103ZM126 261V260H125ZM196 261V260H195ZM44 262V261H43ZM66 262V261H65ZM84 262V261H83ZM82 262V263H83ZM88 262V261H87ZM86 262V263H87ZM89 262H90V260H89ZM147 262V261H146ZM146 262H144V264H147ZM157 262V261H156ZM194 262V261H193ZM206 262H208V261H206ZM11 263V262H10ZM48 263V262H47ZM53 263V262H52ZM71 263V262H70ZM73 263V262H72ZM76 263V262H75ZM74 263V264H75ZM78 263H80V262H78ZM77 263V264H78ZM158 263V262H157ZM191 263H192V261H191ZM198 262H196V264H197ZM14 264V263H13ZM19 264H21V263H19ZM24 264V263H23ZM57 264H58V262H57ZM60 264V263H59ZM89 264H91V263H89ZM163 264V263H162ZM164 264H167L166 262L164 263ZM195 264V263H194ZM204 264H205V261H204ZM214 264V263H213ZM236 264H240L239 262L238 263H236Z\"/></svg>",
	"mask_w": 264,
	"mask_h": 264
},
{
	"label": "water",
	"instance_id": "3",
	"mask_svg": "<svg viewBox=\"0 0 264 264\" xmlns=\"http://www.w3.org/2000/svg\"><path fill=\"white\" fill-rule=\"evenodd\" d=\"M41 12L45 20L48 22L59 18V13L55 9L49 6H43L41 8ZM218 14L223 21H228L230 19V13L226 9H219ZM174 25L175 27H179L182 24L180 22H175ZM68 27L74 32H78L80 30L79 26L73 22H70L68 24ZM110 46L116 47L118 46V42L111 41ZM28 48L35 53L37 60L43 70L58 71V65L48 50H46L44 47L40 45H35L32 43L28 44ZM79 68L82 74L88 76L93 80H99L102 76V65L95 58L91 56L80 57ZM160 78L163 82L169 84H174L177 82L179 83L182 81L181 74H179V72L175 70L166 72ZM262 82H263L262 77L259 74L253 72L243 77L241 86L247 90L257 91L261 89ZM19 89L24 96H28L31 92V89L28 84L20 85ZM90 103L93 106L94 100H91ZM33 106L37 111H43L45 109V104L40 101L35 102ZM136 112L142 114V109L136 108ZM157 128L160 130L164 129L165 128L164 122L163 121L159 122ZM55 136L57 137L56 147L59 148L62 146L64 142V133L61 131H57L55 133ZM232 146H233L232 141L230 140L223 141L217 145L215 153L219 155L222 152H226L227 150H229ZM38 153L42 157L46 156L47 147L44 145L40 146L38 149ZM239 166L242 170L247 169L245 158L240 159ZM226 169L227 166L223 160L219 158L215 160L213 170L216 174L224 175ZM255 197L258 200L264 198V182H262V184L256 189ZM12 259L28 260V254L25 250L21 249L14 242H12L5 233L0 231V260H12Z\"/></svg>",
	"mask_w": 264,
	"mask_h": 264
},
{
	"label": "crops",
	"instance_id": "4",
	"mask_svg": "<svg viewBox=\"0 0 264 264\" xmlns=\"http://www.w3.org/2000/svg\"><path fill=\"white\" fill-rule=\"evenodd\" d=\"M152 18L153 19H158V16L156 15V16H152ZM159 23V20H157V24ZM162 27H163V29H164V26L162 25V22L161 23H159ZM86 26L84 27V34L83 35H81V36H85V35H87V34H85V33H87L86 31ZM162 29V30H163ZM86 30V31H85ZM162 30L160 31V33L162 32ZM96 34V30H93V29H91V35H95ZM173 34H174V32H173ZM72 38H77V37H72ZM161 39H159V40H157L156 42L158 43L159 41H160ZM87 41H89V36L87 35ZM90 43H94V44H96L97 42L95 41V40H92ZM171 52L173 53V52H176V51H174V49L172 50L171 49ZM158 54L160 55H163V53H159L158 52ZM158 55V56H159ZM160 55V56H161ZM157 56V57H158ZM159 56V58H162L163 59V57H160ZM157 57H150L148 60H152V59H156ZM100 59H102V60H104V58L102 57V55L100 56ZM104 62H105V60H104ZM106 63V62H105ZM108 63V62H107ZM170 65V64H169ZM113 75V74H112ZM39 77V76H38ZM37 77V79H36V81H38V80H40L39 78ZM126 77H128V76H126ZM41 78V77H40ZM141 78V77H140ZM142 79V78H141ZM115 84V83H114ZM114 84L109 88V90H111V89H113V86H114ZM143 85H145V84H143ZM1 87H0V97H1V93L3 92V84L2 85H0ZM176 86V85H175ZM46 87L47 88H49L47 85H46ZM77 87L80 89V87L77 85ZM144 89H143V91H142V94H139V93H136V94H134V97H133V99H132V101H133V104H137V103H140L141 101H142V99H141V97L142 98H146L149 102L151 101V99H152V97H156L157 98V96H155V95H153V94H151V93H149V91H150V85H146V87L144 86L143 87ZM84 89V88H83ZM100 89V90H99ZM99 89H94V87H92L91 89H89L88 88V93L86 92L85 93V95H90L91 93H92V91H94L95 93H92L91 95H97L96 94V92H99L101 95H104V93L102 92V90H101V88H99ZM84 90H87V88H85ZM91 92V93H90ZM108 95H109V91H108ZM139 95V96H138ZM141 95V96H140ZM110 96V95H109ZM135 96L137 97L136 99H134L135 98ZM139 97V98H138ZM49 100H51L50 98H48ZM158 101L160 102L161 101V98H160V96H158ZM256 99V98H255ZM254 99V100H255ZM156 100V99H155ZM101 101V100H100ZM256 102H257V99L255 100ZM7 102V101H6ZM7 103H9V101L7 102ZM101 103V102H100ZM13 105V107L15 106L16 108L18 107L15 103L14 104H12ZM90 106H92L91 104H90ZM154 107V106H153ZM149 109L151 110V106L149 107ZM242 110H245V109H242ZM10 111H8V113H9ZM70 113V112H69ZM9 117V116H8ZM10 118H11V116H10ZM10 118H8V120H11ZM137 123H139V124H141L142 123V121H137ZM243 123H244V120H243V116H239V128H240V134H239V136L240 137H242V141H241V147H240V150H244L245 151V149H246V142L247 143H249L250 145L251 144H256L257 143V138H258V136L260 135L261 136V133L262 132H264V121H261L260 123H257V124H255V127H254V129H253V132L255 133V136H254V138H253V140H248V139H246V137H245V133L244 132H242V130L244 131L245 129H248L250 126H252V125H247L246 127H243ZM1 124L3 125H5L6 123H0V126H1ZM257 129V130H256ZM254 130H256V131H254ZM42 133V132H41ZM253 133V134H254ZM42 135H43V133H42ZM262 137H260V140L262 141ZM114 146H116V147H118V146H122V147H118V148H120L121 149V151H123L124 153H129L128 152V149H125L126 147H125V145H114ZM124 149V150H123ZM143 151V150H142ZM244 151H242V152H244ZM254 152H256V150L254 149ZM129 154H132V151H131V153H129ZM128 154V155H129ZM144 155L145 154H140V157L142 156V158H144ZM98 157V156H97ZM99 158V157H98ZM100 159V158H99ZM27 160V159H26ZM101 161L100 162H102V159H100ZM28 161V160H27ZM250 161L252 162V167L253 168H260L259 166H256L255 164H254V159H252L251 158V156H250ZM161 162H163V161H159L158 163H161ZM135 163H137V161L136 160H134V159H132L131 160V162H130V164L131 165H133V166H135ZM149 163V164H148ZM150 163L151 162H147V164H148V166H149V168H150ZM166 162H163V164H165ZM168 164H169V161L167 162ZM166 166V165H165ZM163 167V170H165L166 169V167ZM161 168V167H160ZM39 173H41V171L39 172ZM135 179H137V178H131L130 179V181H132L133 183H139V180L137 179V180H135ZM142 183H143V181H142ZM144 183H145V181H144ZM83 188H85V187H87V185H84V186H82ZM120 191H122V189H120ZM124 191V190H123ZM95 192V191H94ZM94 192H92V190H91V192H89L88 194H90V193H94ZM68 194L69 193H71V194H75V196L76 197H78V198H80V196L78 195V194H76V193H74V190H69L68 192H67ZM96 193V192H95Z\"/></svg>",
	"mask_w": 264,
	"mask_h": 264
},
{
	"label": "snow or ice",
	"instance_id": "5",
	"mask_svg": "<svg viewBox=\"0 0 264 264\" xmlns=\"http://www.w3.org/2000/svg\"><path fill=\"white\" fill-rule=\"evenodd\" d=\"M119 191H120V185L117 184V193L119 194ZM77 203H79V201H76ZM242 206V205H241ZM104 205L103 204H98L95 208V210L97 212L101 211L103 209ZM201 215H202V224L203 225H208L209 223H212L213 225H215V220L212 219L210 220L209 219V213L208 212H205L202 210L201 212ZM59 219H57V223H59ZM102 219L99 218V216H97L96 218V221H95V225H96V228L98 229L100 224H102ZM87 225H88V220L85 219V220H81V221H78L77 223H74L73 224V229H74V233L77 237H81V238H85L87 239L88 241V250L91 251L92 249V244L94 242L93 240V236H92V233L88 230L87 228ZM239 229H237L238 231ZM248 235L249 237H251L252 233H251V230L249 229L248 230ZM244 248V245L243 244H239L237 245L236 247L233 248V251L235 253V256L236 258L239 260L242 256V250ZM113 255H117V253L113 252ZM150 259V257H149ZM119 260L121 262V264H123V254H120L119 255ZM221 264H233V260L232 259H225V260H222L221 261Z\"/></svg>",
	"mask_w": 264,
	"mask_h": 264
}]
</instances>
